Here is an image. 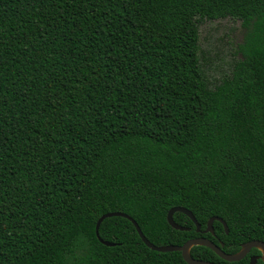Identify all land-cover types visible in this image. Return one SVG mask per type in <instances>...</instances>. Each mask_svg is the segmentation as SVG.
Masks as SVG:
<instances>
[{
  "label": "trees",
  "instance_id": "obj_1",
  "mask_svg": "<svg viewBox=\"0 0 264 264\" xmlns=\"http://www.w3.org/2000/svg\"><path fill=\"white\" fill-rule=\"evenodd\" d=\"M228 17L240 57L215 80L198 24ZM112 211L155 245L264 242V0H0V264H187L122 216L102 244Z\"/></svg>",
  "mask_w": 264,
  "mask_h": 264
},
{
  "label": "water",
  "instance_id": "obj_2",
  "mask_svg": "<svg viewBox=\"0 0 264 264\" xmlns=\"http://www.w3.org/2000/svg\"><path fill=\"white\" fill-rule=\"evenodd\" d=\"M175 211H180V212L184 213L185 215H187L193 221V223L195 225V230L199 231L200 224L197 222V220L195 219V217L193 216L191 211L185 207H182V206H173L166 213V220L172 228H175L178 230H189L188 227L182 226L173 220V213ZM113 215L122 216V217H125L128 220H130L133 223V225L135 226V229H136L137 233L139 234L141 240L150 249L155 250V251H159V252L180 251L182 259L187 264H215L211 261L193 258L190 254V249L194 245L206 246V247L210 248L220 258L227 260V261H238V260L242 259L250 251L251 248H256L261 252V254H260V256L252 255L249 259V264H255L256 260L258 258H261V260L264 263V242L257 240V239L249 240L247 242L242 243L240 246V249L234 253L225 252L222 249V243H220L218 245V244L214 243L212 240L205 238V237H201V236L190 238V239L186 240L181 245H175V244L155 245L145 238V236L141 232L136 221L131 216H129L128 214L121 212V211H112V212L104 213L96 221L95 235L97 236L98 240L102 244L107 245V246L114 245V243L101 239L98 236V227H99L100 222L103 220V218L108 217V216H113ZM214 220L220 221L223 224L225 232L226 233L228 232V228H227L225 221L219 216H212L211 218H209L207 225H206V228L204 229V232L209 231V232L213 233L212 223Z\"/></svg>",
  "mask_w": 264,
  "mask_h": 264
},
{
  "label": "rangeland",
  "instance_id": "obj_3",
  "mask_svg": "<svg viewBox=\"0 0 264 264\" xmlns=\"http://www.w3.org/2000/svg\"><path fill=\"white\" fill-rule=\"evenodd\" d=\"M198 32L209 78L216 80L228 74L234 61L240 57L238 46L244 32L240 21L229 17L204 20L198 24Z\"/></svg>",
  "mask_w": 264,
  "mask_h": 264
}]
</instances>
